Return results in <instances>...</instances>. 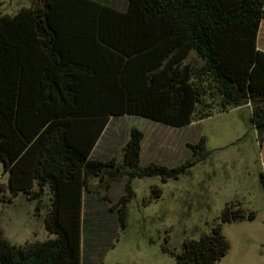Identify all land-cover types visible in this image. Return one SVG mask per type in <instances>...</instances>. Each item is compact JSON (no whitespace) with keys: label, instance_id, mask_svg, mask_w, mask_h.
<instances>
[{"label":"trees","instance_id":"trees-1","mask_svg":"<svg viewBox=\"0 0 264 264\" xmlns=\"http://www.w3.org/2000/svg\"><path fill=\"white\" fill-rule=\"evenodd\" d=\"M262 19L264 0H33L0 14V162L7 174L0 200L19 192L38 206L45 199L48 233L16 244L0 228V264H82L84 229L95 227L87 205L105 202L123 227L131 180L182 172L184 165L141 167L137 127L117 157L99 156L94 147L111 118L182 128L208 115L196 106L212 94L222 111L248 105L262 138ZM190 53L199 65L184 62ZM204 140L188 146L196 151ZM125 178V194L113 203L111 184ZM259 182L264 188L263 172ZM151 190V197L161 193ZM254 217L226 203L208 232L183 239L170 254L176 264H214L229 248L221 224Z\"/></svg>","mask_w":264,"mask_h":264},{"label":"rangeland","instance_id":"rangeland-1","mask_svg":"<svg viewBox=\"0 0 264 264\" xmlns=\"http://www.w3.org/2000/svg\"><path fill=\"white\" fill-rule=\"evenodd\" d=\"M32 1L0 0V14H13ZM257 46L264 50V19ZM184 62L200 64L194 53ZM217 102L216 95H204L196 111L199 115L209 111L208 115L182 128L135 115L110 119L94 147L99 156L117 157L129 137L128 129L137 127L143 133L141 167L156 163L184 168L177 177L166 180L157 175L131 180L133 195L126 203L123 227L105 202L92 208L87 205L86 215L95 220L91 222L95 227L84 229L82 264H176L170 252H179L183 239L208 232L226 203L253 211L255 217L221 224L229 248L214 264H264V188L259 182V173H264V136L258 139L251 127L248 105L222 111L214 105ZM200 137L205 139L203 148L193 151L188 144L198 143ZM2 171L0 162V185L6 189L7 174ZM125 180L112 182L109 195L113 203L125 194ZM154 185L161 188L158 197H151ZM4 193L10 195L8 190ZM41 203L38 206L22 192L11 201L0 200L3 235L16 244L47 238L46 200Z\"/></svg>","mask_w":264,"mask_h":264},{"label":"crops","instance_id":"crops-1","mask_svg":"<svg viewBox=\"0 0 264 264\" xmlns=\"http://www.w3.org/2000/svg\"><path fill=\"white\" fill-rule=\"evenodd\" d=\"M258 33H259V30H258ZM257 37H258V34H257ZM258 47V46H257ZM264 51V50H263ZM94 154V153H93Z\"/></svg>","mask_w":264,"mask_h":264}]
</instances>
